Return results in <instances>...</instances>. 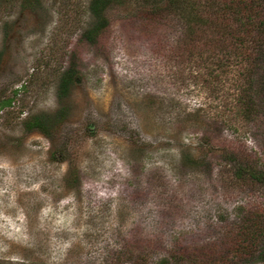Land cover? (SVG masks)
<instances>
[{"label": "rangeland", "instance_id": "rangeland-1", "mask_svg": "<svg viewBox=\"0 0 264 264\" xmlns=\"http://www.w3.org/2000/svg\"><path fill=\"white\" fill-rule=\"evenodd\" d=\"M92 2L0 0V264H264V236L237 247L264 223V59L251 114L241 66L182 55L144 0L88 42Z\"/></svg>", "mask_w": 264, "mask_h": 264}, {"label": "trees", "instance_id": "trees-1", "mask_svg": "<svg viewBox=\"0 0 264 264\" xmlns=\"http://www.w3.org/2000/svg\"><path fill=\"white\" fill-rule=\"evenodd\" d=\"M144 1L150 7L147 16L150 17L149 23L156 35L164 28H169L171 32L181 29L179 51H182V55L185 54L184 51H188L190 59H195L197 53L200 57L203 53L200 48L204 44L208 50L206 52L214 54L211 58H216V61L218 59L221 68L230 66V60L241 66L242 80L249 85L245 87V106L251 114L256 112V92L254 93L251 82L264 59V0ZM123 2L124 0H93L91 11L97 25L85 35L88 42L96 43L97 38L107 28L108 22L104 17L106 10L115 3ZM76 70L77 66L73 64L63 77V91L68 90L73 78L77 76ZM42 122V117L36 118L32 126L40 128ZM251 225L245 230L248 244L240 243L237 246L246 254L253 253L255 244L264 236L263 222L258 220ZM132 260L131 264H150L149 257L144 253ZM164 264H204V261L197 253L175 251L164 259Z\"/></svg>", "mask_w": 264, "mask_h": 264}]
</instances>
